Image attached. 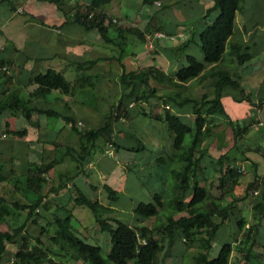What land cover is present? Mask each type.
Masks as SVG:
<instances>
[{
	"label": "trees",
	"instance_id": "1",
	"mask_svg": "<svg viewBox=\"0 0 264 264\" xmlns=\"http://www.w3.org/2000/svg\"><path fill=\"white\" fill-rule=\"evenodd\" d=\"M49 1L57 2V0ZM110 1L92 0L88 4L78 3L74 5V11L72 8V13L70 10H65V14L67 18H73L87 29L96 28L106 42L120 46H122V41H117L116 37L121 39L127 32L135 33L141 39H146L147 33H154L153 30H163L168 33L166 23L163 21L158 23L154 15L144 30L135 25L119 27L117 35L113 36L109 30L113 19L108 18L107 11L100 7ZM143 1L153 4L155 0ZM244 1L214 0L210 6L202 10L203 8L198 6V0H166L168 6H175L183 11L185 7L198 10L195 19L200 17L203 24L195 25L196 29L190 37L178 45L177 49L183 50L194 41L200 46L203 58L188 54L187 63L179 67L175 76H170L163 69L152 66L144 68L142 71L123 70L120 73L119 81L126 83L128 87L123 91L118 102L113 104L107 112L105 116L107 119L98 127H82L75 118L63 115L71 129L80 137L79 148H74L78 155L74 156L73 154L69 157L75 162V166L72 168L73 178L83 171L84 160L92 155L93 150L96 147L104 149L108 142H111L116 150L121 148L132 151L147 149L149 143L152 144L151 141L159 138L158 136L153 137L149 133L142 134V132L134 130H121L116 124L122 121L126 124L128 122V125L131 124V127H134L135 122H140L141 117L139 118L132 112L134 110L131 106L132 102L136 104L141 99H148L152 96L162 99L165 106L158 117L166 125L163 137L165 140L167 139V142L168 139H171V146L166 148L167 142L164 143V154L157 157V163L163 168L165 167L168 184L164 190L155 191L151 195L147 193V196L152 199L140 200L137 204L136 197L138 198L142 194V190L139 194L137 193L139 189L132 190L133 212L137 219L144 221L150 217H156V222L152 226L142 223L134 225L118 215H105V213L116 210L114 203L121 197L119 189L106 183L104 188L108 192L109 204L88 196L77 184H73V188L70 187V200L75 204L88 206L93 211L100 229L110 234V247L107 251L101 243L91 241L86 235H81L80 230L73 222L74 210L59 200L54 201L57 202L59 210L66 212L65 215H55L54 220L49 222V225L52 226L40 224L34 215L41 206L46 210L51 209L50 201L52 202V200L48 198L49 195L51 192L58 193L61 189L68 187L67 183L71 178L61 181L57 186L50 185L48 191L44 192L45 184L48 182L47 173L52 163L44 164V166L37 160L29 161L27 157L24 158L27 152L25 155L21 152V155H15L14 159L19 156L18 160H21V164L23 163L22 159L27 160L28 163L23 165V168L21 165L19 174L21 177H14V179L16 178L14 187L24 189L30 195L25 196L26 201L14 200L13 203L17 208L27 210V217L24 224L20 226L1 227L2 224H6L5 216L11 210L7 204L6 196L0 193V264H59L62 257L80 260L83 264H132L131 262L134 264H165L166 259L172 255L171 250L174 245L183 239L189 246L197 244L199 247L193 256L192 264H254L255 260L262 261L264 243L259 244L256 236L259 233L261 220L264 221V173L258 171L257 162L253 166L254 174L248 182L246 194L243 196L235 194L231 188L239 183L245 168L237 158L232 160L228 152L222 153L216 164L213 162L212 166L214 176H217L216 178L219 180L217 188L221 190V194H213L211 189L202 183V179L207 178L203 160L210 150L205 143L214 135V124L210 116L215 114L227 116L222 95L227 87H240V81L228 71L219 72V79L215 84L216 95L212 98L206 94L201 98L191 95L183 96L181 92L171 95L167 94L165 90H158L157 87L149 84L150 78H154L160 83L173 82L184 85L192 79L215 75L216 73L212 71L206 72V69L224 58L228 40L234 33L237 12L242 9ZM9 45L4 46V50L8 49ZM241 48L242 45L239 43L235 47H231L230 50L239 64L251 58V54L241 53ZM100 59V57L85 59L78 61V64L80 68L85 69L97 65ZM14 60L6 54L0 56V70H2L0 72L3 74L0 75V84L1 82L6 83V85L4 84L6 87L0 88V115L9 112L15 116L23 114L28 118L31 112L38 113L44 111L45 108L33 104L31 100L23 97L19 88L13 84L14 73L10 67L13 66ZM136 79L139 80L136 81ZM31 80L38 85L37 94H47L54 89L68 94L75 89V84L67 78L64 71L56 68L40 71ZM135 83H142L144 89L139 92ZM172 97L178 105L188 104L191 106L194 114L192 120H185L183 116L166 106L167 99H172ZM227 123L231 126L234 125L232 120ZM252 124L254 123H248L249 126ZM6 125V133L12 137L22 138L27 133V128L11 127L9 121ZM245 127L246 124L242 128ZM99 140L103 143H99ZM255 149L262 150L259 146ZM149 151L152 152L153 148L149 147ZM67 153L63 156H66ZM5 170L6 165L0 163V181L7 179ZM93 187L97 186L93 184ZM251 191H260L259 199L253 204V208L259 215L258 218L255 216L256 219L252 223L244 215L242 206L238 204L239 201L245 200ZM227 196L231 199L226 200ZM164 208L165 217L160 219V213H163ZM140 217L145 219L141 220ZM29 220H33L41 226V231L38 234L33 235L25 230V223ZM229 222H234L240 229L242 240L251 238L248 248L242 249L241 258H236L235 261H233L232 253L236 247L235 241L239 239V233L232 232L230 236L233 240H216L220 229L223 226V229H226ZM42 235H47L48 241H45ZM214 242H219L220 248L213 255ZM10 243H18L12 262H9L11 256L8 255ZM257 246L262 247L260 252L256 250ZM240 247L242 248V246Z\"/></svg>",
	"mask_w": 264,
	"mask_h": 264
},
{
	"label": "crops",
	"instance_id": "2",
	"mask_svg": "<svg viewBox=\"0 0 264 264\" xmlns=\"http://www.w3.org/2000/svg\"><path fill=\"white\" fill-rule=\"evenodd\" d=\"M91 1L92 0H57V2H53L49 0H21V3H18L16 0L0 1V56L6 54L13 60L15 59L10 69L14 73L12 82L16 88H19L20 94L31 100L33 104H38L45 108L44 111L38 113L35 111L31 112L28 118L23 114L16 115V119L22 117V119L25 118L26 120L20 127L12 125L11 122H13V119L7 115L9 112H6L5 115L2 116L5 117L6 123L7 121L11 123V127L27 128V133L24 137L20 138L14 136L13 138H15L16 143L21 146L19 152H23L24 155L25 152H27L24 158L27 157L29 161L37 160L43 165L52 163L47 173L48 178L50 173L55 175V170L58 174L64 173L60 170L61 165L59 163V161H62L63 154L68 152L66 154L67 157H71L73 154L74 156L78 155L74 148H79L80 137L71 129L63 115L75 118L76 121L83 124L82 127H93L90 121L99 115L103 118V122L107 119L105 116L110 109L102 111L96 108L98 107V102L94 103V100L91 98H100V100H102V96L98 94L94 95L93 90H98V88L102 87L104 80H108V84L110 81L116 82L115 89H120L121 91L116 100V102H118L123 91L128 87L126 83L119 81L120 73H122L123 70L142 71V69L152 66L163 69L170 76H175L179 67L187 63L188 54H194L198 58H203V52L200 46L194 41L183 50L177 49L178 45L183 40L190 37L191 33L196 29V26H201L203 24V20H201L200 17L195 19L192 15H187L186 12L182 14L177 13L175 16L162 20L167 25L168 34L178 35L176 39H158L160 41L156 42L154 46V44L152 45L150 42V32L147 33L146 39H141L135 33L127 32L124 34L125 37L121 39L116 37L117 41H122V46L117 45L119 46V48H117L119 53L117 57L108 54L95 56L93 51L96 50V46L100 47L112 43L106 42L96 28L87 29L73 18H67L65 14V12L69 10L72 13V8L74 11L75 4H88L91 3ZM158 1L161 0H155L153 4H148L143 0H111L100 7L107 11L108 18H114L113 24L110 25L109 30L111 34L115 36L118 33L119 27L125 28L135 25L141 30H144L149 20L155 15V9L152 7ZM198 1V6L202 7V10L206 9L214 2V0ZM255 1L257 2V0ZM250 5L251 4H243L242 9L237 12L234 33L228 40L224 58L208 66L206 69V72L210 73L212 71L216 73L215 75L202 79H192L184 83V85H178L173 82L160 83L158 80L150 78V86H155L158 90H165L167 94L171 95L181 92L183 96L191 95L193 97L200 96L199 98H201L206 94L208 97L212 98L216 95L215 84L219 79L218 73L228 71L240 81L241 86L237 88L227 87L224 90L222 101L227 116L222 114L211 116H219L224 123L230 120L233 121L234 119L231 117L235 116V109L229 107V104H231L230 102L237 104L236 106H238V104L241 105L238 106L237 109L243 107V109L240 108V113H237L242 119H246L247 117V110H245L244 107H247L248 102H254L257 106V112H263L264 0H259V3L253 6L249 11L247 7H250ZM171 8L172 10L179 9L169 5V9ZM20 9L22 11V18L15 16ZM188 9L191 10V8ZM180 10L181 9L178 11ZM184 11H187L186 7ZM170 14L173 13L171 12ZM195 20L198 21L195 22ZM159 22H161V20H159ZM179 34L183 36H179ZM141 40L147 44V48H141L137 45ZM10 43L11 45H9ZM57 43H59L58 46ZM239 43L242 45L241 53L251 54V58L241 64L236 61L234 55L231 54L230 51L231 47H235ZM6 45H9V48L4 50V46ZM99 57L101 59L97 65L85 69L79 67L78 61ZM156 57H158V60H161L162 63L160 65ZM113 60H118L120 63L119 68L115 66ZM48 68H56L64 71L65 74L74 73L73 80H70L75 84V89L68 94L62 93L58 89H54L47 94H37L36 89L38 85L31 79L36 73L46 71ZM107 73L111 74L108 79L104 76ZM138 80L136 79V81ZM153 81H155V83H153ZM4 84L6 85V83L1 82L0 88L6 87ZM135 85V87L139 88V92L144 89L142 83H135ZM185 90L187 92H185ZM76 91H80V94ZM167 101L166 106L173 112L183 116L185 120L189 121L194 118L190 105H178L174 97H172V99L168 98ZM92 104L93 106H91ZM131 106L134 108L132 111L133 114L139 118L141 117L139 120L140 122H135L132 130L140 133L142 132V134L149 133L153 137H163V134L166 132V125L158 117L165 106L162 99L158 96H152L148 99H141L136 104L132 102ZM159 106H162V108L160 109ZM83 111H88L89 115L85 114ZM88 116L90 117L88 118ZM16 119L15 121H18ZM262 121L260 124L264 122ZM15 125H17V123H15ZM116 126H118V124ZM99 143H103V141L99 140ZM149 147L153 148L152 155L155 154V160H157L158 156L163 155V142L158 145H149ZM149 147L140 151L121 148L117 150V152L127 151L141 158L144 153L149 151ZM106 152H108V149L105 150L96 147L92 155L84 160L85 164L83 165V171L76 174L73 178L71 177L72 181L67 183L68 187L61 189L58 193L51 192L52 194H50L48 198H53V200L57 199L61 202L67 201L71 195L70 186L73 184H77L88 196H90L88 194L89 189L95 188L93 187V182H91L92 178L94 177V179H96L95 176L98 174L103 179V168L101 166L97 168L96 163L102 160ZM17 157L19 158V156ZM18 158L15 160H18ZM22 160L23 163L21 165L23 168V165H26L28 161ZM19 161L21 163V160ZM10 162H12V160H10ZM115 162L117 165H114L115 167L127 170L129 167L126 163H131L132 161L128 160L121 163L122 161L118 160ZM145 163L146 162L143 164L144 166ZM133 164L134 167H139L137 171H133L135 176V189H141L140 185L146 184V182L143 181L144 176H149L156 187L160 186L163 188V186H165V183L164 185H162L163 183L159 185V181L161 183V180H167V171L163 175V170L165 171V168L160 165H155L154 167L149 165L150 169L148 170H150V172L148 173L147 169H142L140 167L142 163L139 164V162L135 161ZM115 167L113 168L115 169ZM134 167H132V170ZM142 170H144L143 177L141 176ZM145 173L148 174L145 175ZM109 175L110 174H108V176ZM49 180L45 184L44 192L48 191L49 183L51 182V180ZM97 180L101 181V179ZM126 180L127 174L122 176V191L125 187ZM60 183L61 181L58 184L55 182V184L53 183L52 185L57 186ZM94 185L97 186L95 189L98 190V185ZM110 185L114 186V184ZM154 189V191L150 189L151 194L155 191H161V188Z\"/></svg>",
	"mask_w": 264,
	"mask_h": 264
},
{
	"label": "rangeland",
	"instance_id": "3",
	"mask_svg": "<svg viewBox=\"0 0 264 264\" xmlns=\"http://www.w3.org/2000/svg\"><path fill=\"white\" fill-rule=\"evenodd\" d=\"M16 1H18V3H21V0H16ZM165 1L166 0H161L160 2L162 3L157 2L155 3L156 5L154 4V6L152 7L155 9L154 14L156 15L158 23H159L158 20H161V21L166 20V18L175 16L177 13L182 14L186 12L187 15H192L194 18L196 14L198 13V10L195 9L196 10L195 11L193 10V8L191 10L187 8V11H182V10L178 11L179 9L172 10V8L169 9V6L167 5L168 3H166ZM258 3H259V0H257V2L255 0H245L243 2L244 5L251 4L250 7L249 6L247 7L249 11L250 9L253 8V6H256ZM21 12L22 11L20 9L19 11H17L15 16H19V18H22ZM171 12L173 14H170ZM157 31L158 30H153L154 33H150L151 35L150 42L152 45L154 44V46L156 45V42L160 41L154 37ZM160 31H163V30H160ZM58 45L59 43H57V46ZM137 45H139V47L141 48H147V44L142 40L139 41ZM117 48H119V46L112 43L109 45H102L100 47L96 46V50H94L93 52L95 56L102 55V54H108V55L117 57L119 54ZM156 60H158V57H156ZM158 61H159L158 64L160 65L162 62L161 60H158ZM114 63H115V66L119 68L120 63L118 62V60H115ZM0 75H3V74L0 72ZM74 75H75L74 73H71V74L66 73L67 78L71 80H73ZM110 75H111L110 73H107L104 76L106 79H108ZM153 83H155V81H153ZM115 84H116L115 81H110V83L108 84V80H104L102 87L98 88V90H93L94 95L98 94L99 96L100 95L102 96L101 97L102 100H100V98L97 99V98L91 97L94 100V103L98 102L97 103L98 107L96 108H99L102 111H106L107 109H110L113 104L117 103L116 100L119 97V94L121 93V91L120 89H115ZM88 91H91V90H88ZM76 92L80 94V91H76ZM185 92L187 91L185 90ZM197 97L199 98L200 96H197ZM230 103L231 104H229V107L231 108L233 107L235 109V116L234 117L232 115H231L232 117L230 116L231 118L234 119L233 123L235 126L234 125L231 126L227 122L224 123L219 116L217 117L210 116L211 121L214 124V125L212 124L214 126L213 127L214 135H212L205 143L209 146L210 150H209V154L203 160V164L205 166V176L207 178H205V180L202 179V183L205 184L207 188H210L213 194H217V195L221 194V190L217 188V183L219 180L216 178L217 176H214V170L212 166H213V162L216 164L218 157L222 153L228 152V155L230 156L232 160L233 158H237L239 162L242 164V167L245 168L243 170L244 173L241 175L239 183L231 188V190H233L235 194L239 196H243L246 194V188L248 186V182L251 180L252 175L254 174L253 166L256 162L258 164V171H260L261 173H264V122H263L264 121V110L263 112L259 113L257 112V106L254 104V102L253 103L248 102L247 107H244L245 110H247V117L246 119H242L241 116H239L237 113H240L239 110L240 108L243 109V107H240L237 109V107L241 105L238 104V106H236L237 104H234L233 102H230ZM91 106H93V104ZM159 108L161 109L162 106H159ZM83 112L89 115L88 111H83ZM7 115L13 119V122H11L13 126L20 127L23 123L26 122L25 118L22 119V117H19L18 119H16V116L12 115L11 113L10 114L7 113ZM89 117L90 116H88V118ZM15 119L18 121H15ZM5 120H6L5 117L1 115L0 116V143H1L0 144V163H4L6 165L5 174L7 175V179H5L4 181H0V193L6 196L7 204L9 205L11 211L9 214L5 216L4 221L6 224H2L1 227L3 228L11 227L12 228V227H17V226L24 224L26 217H27V210L17 208L14 205L13 201L14 200L15 201L16 200L26 201L25 196L27 197L30 194L25 192L24 189L23 190L16 189L14 187V182L16 179V178L14 179V177L15 176L21 177V175H19L21 172V163L19 160L14 159V156L16 154L21 155V153L19 152L21 150L20 149L21 146L18 143H16L15 138L6 134ZM261 121L263 122L262 124H260ZM249 122H252L254 124L249 126L248 125ZM15 123H17V125H15ZM90 123L92 124L93 127H98L102 125L104 122H103V118L101 117V115H99V116L94 117L93 120L90 121ZM117 124H118V128L121 130L127 131V130L133 129V127L130 128V125H128V122L126 124L125 122L121 121V123H117ZM245 124H246V127L243 129L242 127H244ZM79 125L83 126L82 123H79ZM239 126L241 127L239 128ZM168 141L169 142H167V139L165 140L164 137H160L156 139L154 142L153 141L151 142L152 144H156V145L160 144L161 142L163 143L167 142L166 148H168V146L169 147L171 146V139H168ZM152 144L149 143L150 146ZM257 146L261 147L262 150L259 151V149H255ZM104 149L105 150L108 149V152L105 153L106 155H103L102 160L100 162H97L95 160L97 162L96 167L100 168L101 166L103 168V172H104L103 179L98 174H96L95 176L96 179H94L93 177L91 182H93V184L98 185V190H96L95 188L89 189L88 194L90 195V197L92 196V198L94 199L98 198L103 203L109 204L108 192L105 190L103 186V182L104 184L105 183L114 184V186L120 190L121 197L118 201L114 203V205L116 206V210L111 213H105V215L106 214L118 215L122 217L124 220H127L134 225H137V224L141 225L142 223L148 226H152L156 222V217H150L148 219L140 217L141 220H144V219L145 220L139 221V219H137L136 215L133 212L134 201L132 200L134 199L132 198V195H133L132 190L136 188L135 176H134L133 171H137V169L139 168V167H134L133 163H135V161L139 162V164L142 163L140 167L142 169L145 168L147 170L150 169V166H153V167L155 165L158 166L157 160H155V154L152 155V152L148 151L147 153H144L142 157L140 158L127 151L117 152V150L114 148V145L111 144V142H108L107 144H105ZM117 159L121 160L122 161L121 163H123L124 161H128V160L132 162L126 163L129 168L127 170L126 169L124 170L123 168L115 167L117 166L115 164L116 163L115 161H118ZM10 160H12V162H10ZM61 160L62 161H59L61 165L60 170H62L64 173L58 174L56 173L57 172L56 170H55V175L50 173L48 180L50 179L51 182L49 183V186L52 185L53 183L55 184V182L56 184H58L60 181H64L67 178L70 179L72 175L74 174V171L72 170V168L75 166V162L73 161V159L67 156H63ZM144 162H146L145 166L143 165ZM113 167H115V169ZM132 167H134L133 170H132ZM149 172L150 170H148V173ZM165 172L166 171L163 170V175L165 174ZM148 173H145V175ZM108 174L110 175L108 176ZM125 174H127V180H126L125 187L123 188V191H122L121 189L122 188V176H124ZM143 175H144V170L141 171V176L143 177ZM97 179H101V181ZM71 181L72 179L69 180V182ZM143 181L146 182V184L140 185L141 189H139L137 193L139 194L142 190V194L138 196V198L136 197L137 199L135 200L136 204L140 200L147 201V200L152 199V198H149L150 196L149 197L147 196V193L148 195H151L150 189H153V191L155 190L154 188L156 189L161 188L160 190H164V188L167 187V184H168L167 180L166 181L161 180V183L159 181V185H161L162 183H163L162 185H164L165 183V186H163V188L160 186L156 187L155 183L151 181L149 176H146V177L144 176ZM70 187L73 188L72 185ZM22 193L24 196L22 195ZM259 197H260V191L259 192L251 191L248 197L245 198V200H241L238 202L239 206H242L244 215L246 216L248 220H250L251 223L256 219L255 216H257L258 218V215H259L256 212V210L253 208L254 202H256V200H258ZM230 199L231 198L229 196L226 197V200H230ZM51 200H52V202L50 201L51 209L46 210L43 206H41L39 208V211L37 210L38 212L34 215L35 219L38 220L37 222L45 226H52V225H49V222L54 220L55 215L57 214L65 215L66 213L64 210L58 209L57 202L54 201L57 199H54V200L51 199ZM61 203L62 204L64 203L66 206L74 210L73 222L75 223L77 228L80 230L81 235L83 236L86 235L89 240L97 241L101 243L104 249L107 251L110 247V234L100 229V226L95 220L93 211L88 206L75 204L73 201L70 200V197L67 201H64ZM165 208H164L163 213H160V219L162 217H165L164 216ZM25 224H26L25 230L27 232L33 233V235H36L41 231L40 230L41 226H39L38 223H35L33 220L26 221ZM223 228L224 226L219 231L220 234L218 235V238L216 239L218 241H221V240L223 241L224 239L225 240L232 239L230 235L232 234L233 231H237L239 233L238 234L239 239L235 241L236 247L232 253L233 261H235L236 258H241L242 249L245 248L246 250L248 248V246L250 245L249 243L251 241V238L242 240V234H241L242 232H239L240 229L236 226L234 222H229L226 229H223ZM42 237L45 241H48L47 235H42ZM256 237H257V242L259 244L264 243V221L263 220H261V225L259 227V233ZM240 246H242V248ZM17 247H18V243H10L8 245V251H9L8 255L11 256V259L9 262L13 261V256H14L15 251L17 250ZM219 248H220L219 242H214L212 254L213 255L216 254ZM198 249L199 247L197 244H191L189 246L186 240L184 239L182 241H177V243L174 245V247L171 250L172 255L166 259L165 264H192L194 261L193 256L196 254ZM256 250L257 251L259 250L260 252L262 250V247L257 246ZM131 263L134 264L133 262ZM59 264H83V263L80 260L77 261L74 259H70V258L65 259L62 257L59 260ZM254 264H264V258L262 259V261L255 260Z\"/></svg>",
	"mask_w": 264,
	"mask_h": 264
},
{
	"label": "built area",
	"instance_id": "4",
	"mask_svg": "<svg viewBox=\"0 0 264 264\" xmlns=\"http://www.w3.org/2000/svg\"><path fill=\"white\" fill-rule=\"evenodd\" d=\"M159 3H161L160 1H158ZM178 35H174V34H168L166 32L163 31H157L154 35V37H156L157 39H176ZM179 36H183L182 34H179Z\"/></svg>",
	"mask_w": 264,
	"mask_h": 264
}]
</instances>
